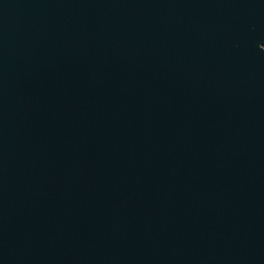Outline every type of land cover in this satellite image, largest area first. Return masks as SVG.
Wrapping results in <instances>:
<instances>
[{
	"label": "water",
	"instance_id": "obj_1",
	"mask_svg": "<svg viewBox=\"0 0 264 264\" xmlns=\"http://www.w3.org/2000/svg\"><path fill=\"white\" fill-rule=\"evenodd\" d=\"M0 264H264V0H0Z\"/></svg>",
	"mask_w": 264,
	"mask_h": 264
}]
</instances>
